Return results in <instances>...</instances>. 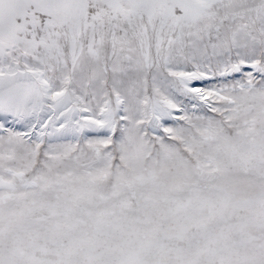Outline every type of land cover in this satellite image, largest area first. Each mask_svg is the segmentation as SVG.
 <instances>
[{
  "label": "snow or ice",
  "instance_id": "1",
  "mask_svg": "<svg viewBox=\"0 0 264 264\" xmlns=\"http://www.w3.org/2000/svg\"><path fill=\"white\" fill-rule=\"evenodd\" d=\"M0 264H264V0H0Z\"/></svg>",
  "mask_w": 264,
  "mask_h": 264
}]
</instances>
